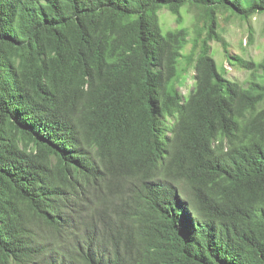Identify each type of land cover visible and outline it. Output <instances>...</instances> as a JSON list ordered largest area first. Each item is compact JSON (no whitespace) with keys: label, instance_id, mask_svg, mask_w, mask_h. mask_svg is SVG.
<instances>
[{"label":"trees","instance_id":"obj_1","mask_svg":"<svg viewBox=\"0 0 264 264\" xmlns=\"http://www.w3.org/2000/svg\"><path fill=\"white\" fill-rule=\"evenodd\" d=\"M260 14L0 0V264H264V57L232 54L219 23Z\"/></svg>","mask_w":264,"mask_h":264},{"label":"rangeland","instance_id":"obj_2","mask_svg":"<svg viewBox=\"0 0 264 264\" xmlns=\"http://www.w3.org/2000/svg\"><path fill=\"white\" fill-rule=\"evenodd\" d=\"M185 11V8L182 9ZM186 15V14H185ZM227 15L219 18V23L223 35L227 38L230 44V52L232 54H241L248 58L260 60L264 57V14L253 17L250 21H241L236 17L227 19ZM160 25L164 31L177 27L174 16L166 9L159 11ZM187 27L192 32V23L190 16H187ZM185 25V26H186ZM252 32L254 43L249 44V32ZM213 55L219 66H224L227 70V76L230 79L246 82L250 74L237 66H231L224 56L219 43L212 42ZM190 44L186 47L185 52H188ZM193 76L188 77L187 83L180 87L183 94L193 84Z\"/></svg>","mask_w":264,"mask_h":264}]
</instances>
